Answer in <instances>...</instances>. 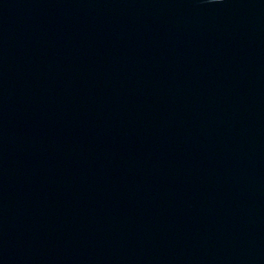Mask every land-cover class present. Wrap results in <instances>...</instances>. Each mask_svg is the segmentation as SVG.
<instances>
[{
  "label": "water",
  "instance_id": "95a60500",
  "mask_svg": "<svg viewBox=\"0 0 264 264\" xmlns=\"http://www.w3.org/2000/svg\"><path fill=\"white\" fill-rule=\"evenodd\" d=\"M0 264H264V0H0Z\"/></svg>",
  "mask_w": 264,
  "mask_h": 264
}]
</instances>
